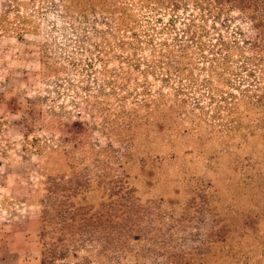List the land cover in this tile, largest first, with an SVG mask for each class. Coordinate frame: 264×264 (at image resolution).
<instances>
[{
    "label": "rangeland",
    "instance_id": "rangeland-1",
    "mask_svg": "<svg viewBox=\"0 0 264 264\" xmlns=\"http://www.w3.org/2000/svg\"><path fill=\"white\" fill-rule=\"evenodd\" d=\"M0 215L42 264H264V0H4Z\"/></svg>",
    "mask_w": 264,
    "mask_h": 264
},
{
    "label": "crops",
    "instance_id": "crops-1",
    "mask_svg": "<svg viewBox=\"0 0 264 264\" xmlns=\"http://www.w3.org/2000/svg\"><path fill=\"white\" fill-rule=\"evenodd\" d=\"M2 3L4 0H0V10ZM3 178L5 185L6 176ZM23 220L20 215H0V264H42L43 247L32 245L31 230Z\"/></svg>",
    "mask_w": 264,
    "mask_h": 264
}]
</instances>
